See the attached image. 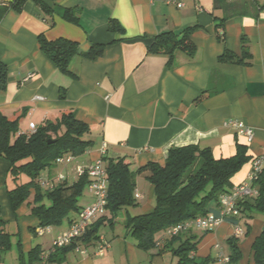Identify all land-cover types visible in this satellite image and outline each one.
<instances>
[{
	"label": "crops",
	"instance_id": "obj_1",
	"mask_svg": "<svg viewBox=\"0 0 264 264\" xmlns=\"http://www.w3.org/2000/svg\"><path fill=\"white\" fill-rule=\"evenodd\" d=\"M12 1L0 0V62L8 67L7 87L0 90V114L18 120L13 138L33 133L31 123L39 127L48 119L74 112L88 124L91 132L86 138L94 142L85 153L72 155L68 164L56 159L42 177L57 184L63 180L56 178L63 174L72 185L84 175L76 171L77 166L88 167L103 156L125 157L136 170L150 162L164 164L174 146L198 144L222 158L233 156L240 143L248 147L251 159L232 181L235 186L251 181L254 159L264 156V0H42L54 9L51 15L36 0H24L21 10L11 8L2 15L1 9ZM65 8L74 10L78 23L63 17ZM112 20L122 29H110ZM187 29L196 46L193 54L151 50L157 35L182 36ZM40 34L79 43L80 54L71 60L69 72L60 70L41 50ZM95 43L105 44L102 55L83 56ZM245 50L251 54L245 63L219 61L225 51L243 57ZM231 119L252 127L253 140L231 127ZM9 166L0 157V230L8 234L10 243L0 251V264H23L21 251L27 254L40 245L46 254L73 222L41 226L27 203L14 210L8 191L16 183ZM136 183V205L122 210L123 227H117V222L102 226L95 245L76 246L62 263L50 264H176L171 252L152 258L158 248H138L125 227L128 214L155 208V186L141 174ZM254 198L248 199L250 203ZM94 199L88 183L78 204L83 209ZM212 207L208 214H218V205ZM248 222L249 232L237 236L239 264H256L253 243L264 231V212L241 218L245 231ZM40 227L45 230L42 234ZM235 228L230 219L210 232L193 228L199 243L192 255L210 258L207 264H228L227 239L236 237Z\"/></svg>",
	"mask_w": 264,
	"mask_h": 264
},
{
	"label": "trees",
	"instance_id": "obj_2",
	"mask_svg": "<svg viewBox=\"0 0 264 264\" xmlns=\"http://www.w3.org/2000/svg\"><path fill=\"white\" fill-rule=\"evenodd\" d=\"M46 14L51 15L54 9L42 0H36ZM24 0H13L8 6L1 9L5 14L9 9L21 10ZM63 17L71 22L78 23V18L71 8H65ZM110 29L121 30V26L114 20L110 22ZM190 29L182 36L174 32L159 34L155 37L151 47L153 51L166 49L173 54L175 50H184L190 54L196 51V46L189 39ZM223 40L224 33L220 34ZM41 50L64 71H70V62L74 56L80 54L77 41L59 37L48 39L44 34L38 37ZM105 44L95 43L91 49L83 53L89 59L101 56ZM245 50L244 56L239 57L231 51H225L220 62L245 63L250 57ZM171 58L169 64L173 65ZM8 83V67L0 62V90H5ZM206 96L204 93L198 100ZM18 131V120H10L0 114V157L9 161L8 173L15 181L16 186L9 189L12 208L16 210L21 204L27 203L32 214L39 218L41 226H59L64 222H74L82 206L78 204L80 196L90 177L84 174L72 185L66 180L54 184L52 188H45L38 184L37 179L42 171L51 167L54 161L65 154L78 156L93 146V140L86 136L91 132L88 124L76 117L74 112L63 113L56 120H46L31 134H20L13 138ZM52 139L53 142L49 143ZM251 156L246 145L237 143L236 153L231 157L216 158L210 147H201L198 144L174 146L168 150L164 164L150 162L144 167L133 170L125 157H102L108 179V202L104 213L99 215L84 235L76 238L67 246L56 248L44 253L40 245L30 252L20 253L23 264H50L62 263L66 254L76 246L90 247L100 239L99 230L106 224L114 225L118 213L136 205L134 196L136 178L143 175L155 186V208L150 213L138 215L128 214L125 227L135 239L138 248L150 251L158 248L152 258L165 252H171L176 258V264H207L210 258H198L192 255L196 250L199 239L192 234L193 226L180 231L176 235H168V230L198 216H205L217 204L219 207L220 195L231 192L235 187L232 178L248 163ZM22 175L27 181L19 182ZM252 185L258 187V195L254 202L248 199L239 204L241 214L229 217L235 225L240 224L241 218H253L255 212H264V168L252 180ZM32 190L34 192H32ZM48 201L49 203L45 202ZM251 228L247 223V234ZM210 232L209 230H205ZM164 235L163 237L161 235ZM8 234L0 230V251L9 246ZM163 238V239H162ZM162 239V240H161ZM231 247L228 264H239L242 253L238 246V238L227 239ZM256 264H264V231L253 243Z\"/></svg>",
	"mask_w": 264,
	"mask_h": 264
},
{
	"label": "built area",
	"instance_id": "obj_3",
	"mask_svg": "<svg viewBox=\"0 0 264 264\" xmlns=\"http://www.w3.org/2000/svg\"><path fill=\"white\" fill-rule=\"evenodd\" d=\"M182 5V4H179ZM231 127L235 128L237 132L244 135L248 141H252L254 138V129L243 121L237 119H231L228 123ZM37 126L31 123V129L33 132L37 130ZM107 150L106 143L102 146L103 153ZM72 155H64L57 158L58 163H70L72 161ZM264 168V156H260L254 159L253 168L250 174L249 183H241L236 185L231 192L223 193L220 195L219 213L208 214L205 216H198L194 219L188 220L185 223H179L171 227L167 234L176 235L180 231L188 229L192 226L201 228L203 230L212 231L219 224L227 220L229 217L239 216L241 214L239 204L249 198L258 195V190L252 185V180L257 176V173ZM76 171L82 174H88L90 177L89 189L94 195V202L84 207L79 213V218L74 221L70 228L58 235L52 243V248L47 252L54 251L56 248L64 247L73 242L74 239L87 233L91 227L93 221L106 210L108 202V179L107 172L102 159L95 161L88 167L77 166ZM65 179V175L59 174L56 180L62 181ZM39 184L42 187L52 188L54 186V180L40 176L38 179ZM137 197L140 195L137 194ZM49 230V228H48ZM44 228L40 227L38 233L42 234ZM245 233L244 228L238 224L235 228V235L241 236ZM226 262L229 259H225Z\"/></svg>",
	"mask_w": 264,
	"mask_h": 264
},
{
	"label": "rangeland",
	"instance_id": "obj_4",
	"mask_svg": "<svg viewBox=\"0 0 264 264\" xmlns=\"http://www.w3.org/2000/svg\"><path fill=\"white\" fill-rule=\"evenodd\" d=\"M19 182H24V181H27L28 180V177L26 176V175H22L19 179ZM124 212L123 211H120L119 212V217H118V221H117V227H123L122 226V222H123V218H124ZM194 227V229H195V226H193ZM197 228V227H196ZM199 229V228H198ZM201 229V228H200Z\"/></svg>",
	"mask_w": 264,
	"mask_h": 264
},
{
	"label": "water",
	"instance_id": "obj_5",
	"mask_svg": "<svg viewBox=\"0 0 264 264\" xmlns=\"http://www.w3.org/2000/svg\"><path fill=\"white\" fill-rule=\"evenodd\" d=\"M51 142H53V140H52V139H50V140H49V143H51Z\"/></svg>",
	"mask_w": 264,
	"mask_h": 264
}]
</instances>
